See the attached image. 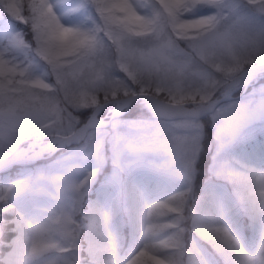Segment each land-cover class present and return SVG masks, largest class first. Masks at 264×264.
<instances>
[{"label": "snow or ice", "instance_id": "6c2138e0", "mask_svg": "<svg viewBox=\"0 0 264 264\" xmlns=\"http://www.w3.org/2000/svg\"><path fill=\"white\" fill-rule=\"evenodd\" d=\"M260 81L264 0H0V264H264Z\"/></svg>", "mask_w": 264, "mask_h": 264}, {"label": "rangeland", "instance_id": "374dc122", "mask_svg": "<svg viewBox=\"0 0 264 264\" xmlns=\"http://www.w3.org/2000/svg\"><path fill=\"white\" fill-rule=\"evenodd\" d=\"M260 83H264V81H260ZM237 90H240V89H237ZM237 90H235V91L233 92L234 102H238V101H240V98H241L242 95H243L242 90H240L239 93L236 92ZM256 99L259 100V97L257 96ZM249 127H250V130L252 131V133L254 134V135H253V138H256L257 135H258V133L261 132V131H260V129H261L260 122L257 120V121H255V122H253ZM244 143H245L244 141H240V142H238V143L234 146V149H233L234 152H236V153H238V154L244 152L245 149H247V147L244 146ZM24 146H25L24 144H21V145H20V147H24ZM247 151H248V150H247ZM250 151H251V150H250ZM160 164H161V171H163V167H164L163 162L161 161ZM224 182H225V181H224L223 178H218V179L215 180V183H218V184H219V183H224ZM109 191H110V190H109ZM92 198L95 199V197H92ZM85 210H87V209H85ZM159 222H161V223L164 222V217H160V218H159ZM111 225H112L113 228H115V227H117V226H121V235H122L123 238L126 239V236H127L128 233H126L127 230L124 229V228L122 227V221H121V220H118L116 217H113V220L111 221ZM98 226H99V225H98ZM128 238H129V234H128ZM128 238H127V240H128ZM160 238H161V239L164 238L163 234H161ZM200 243H201V245L203 246V248L206 249V246L203 244V241H201ZM186 247H187L188 249H191V234H186ZM124 253H125V249H121V250H120V255H124ZM81 258H83V257H81ZM180 259H181V261H182V264H188V256H187V254H185V255H183L182 257H180Z\"/></svg>", "mask_w": 264, "mask_h": 264}, {"label": "trees", "instance_id": "16d2710c", "mask_svg": "<svg viewBox=\"0 0 264 264\" xmlns=\"http://www.w3.org/2000/svg\"><path fill=\"white\" fill-rule=\"evenodd\" d=\"M236 92L239 93L240 90H237ZM253 140L255 141V146L258 148L259 147V144L261 142H264V135H262L261 132H259L258 135H257V137L256 138H253ZM244 146L247 147V149H245V151H247V150L250 151V150H252V148H253L254 145H253V143L251 141H249V142H245L244 143ZM126 233H128V230H127ZM127 238H128V234L126 236V239L125 238L124 239L127 240ZM203 244L206 246V250L211 253L212 252L211 246L208 245L205 241H203Z\"/></svg>", "mask_w": 264, "mask_h": 264}]
</instances>
